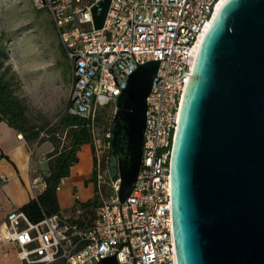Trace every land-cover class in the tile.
<instances>
[{
    "label": "built area",
    "instance_id": "2783aa9c",
    "mask_svg": "<svg viewBox=\"0 0 264 264\" xmlns=\"http://www.w3.org/2000/svg\"><path fill=\"white\" fill-rule=\"evenodd\" d=\"M100 1L33 0L37 9L50 10L72 64L66 111L94 123L102 108L113 106L109 127L95 131L107 151L118 97L140 65L161 61L148 97L142 165L132 194L121 202L122 180L111 179L109 162L97 154L94 175L102 203L91 224L80 208L39 222L12 211L0 223V247L14 244L20 264H99L111 256L117 264H178L173 151L194 49L220 0H111L104 26L96 28L93 9ZM108 186L110 196L104 192ZM46 187L42 174L31 180L36 197Z\"/></svg>",
    "mask_w": 264,
    "mask_h": 264
},
{
    "label": "water",
    "instance_id": "95a60500",
    "mask_svg": "<svg viewBox=\"0 0 264 264\" xmlns=\"http://www.w3.org/2000/svg\"><path fill=\"white\" fill-rule=\"evenodd\" d=\"M110 6L94 7L96 28ZM160 64L140 65L116 101L109 174L122 180L121 202L142 165ZM172 196L178 264H264V0H227L203 39L174 145Z\"/></svg>",
    "mask_w": 264,
    "mask_h": 264
},
{
    "label": "rangeland",
    "instance_id": "374dc122",
    "mask_svg": "<svg viewBox=\"0 0 264 264\" xmlns=\"http://www.w3.org/2000/svg\"><path fill=\"white\" fill-rule=\"evenodd\" d=\"M0 33L8 55L6 65L15 76L18 94L27 105L32 124L42 129L55 124L67 108L73 69L50 10L37 9L33 0H0ZM101 110L111 114L113 106ZM102 144L97 137L93 145L95 159L100 153L103 161L109 162L110 151ZM87 149L82 152L85 160L90 158ZM104 191L106 196L112 194L109 186ZM90 218L83 215L85 223L93 222Z\"/></svg>",
    "mask_w": 264,
    "mask_h": 264
},
{
    "label": "trees",
    "instance_id": "16d2710c",
    "mask_svg": "<svg viewBox=\"0 0 264 264\" xmlns=\"http://www.w3.org/2000/svg\"><path fill=\"white\" fill-rule=\"evenodd\" d=\"M7 57L4 37L0 33V122H9L12 127L23 133L31 146L46 140H51L55 145L54 150L48 155V168L42 169L40 173L47 182L46 189L19 208L31 221L39 222L47 216L61 213L58 189L63 179L70 176L72 167L79 162L78 153L82 146L88 143L94 145L95 131L100 129L104 132L109 127L107 118L110 114L100 112L93 123L85 117L65 111L55 124L47 128L42 129L33 125L27 114V105L18 94L15 76L10 74V68L6 65ZM107 107L109 106L104 108ZM102 121L104 127H101ZM64 136L66 140L62 142ZM6 156L2 154V157ZM99 195L97 189L96 198L88 201L78 200L74 210L80 208L84 215L91 216L90 220H95L97 208L102 203Z\"/></svg>",
    "mask_w": 264,
    "mask_h": 264
},
{
    "label": "crops",
    "instance_id": "0c3cea01",
    "mask_svg": "<svg viewBox=\"0 0 264 264\" xmlns=\"http://www.w3.org/2000/svg\"><path fill=\"white\" fill-rule=\"evenodd\" d=\"M54 148L51 140L32 147L23 133L12 127L9 122H0V223L5 221L12 211L36 197L31 189V180L36 178L42 169L48 168V155ZM85 148L90 152V158L86 160L82 156ZM3 153L7 156L2 157ZM78 154L79 162L72 167L70 176L63 179L58 189L61 213L66 215L75 212L78 200L94 199L97 193L94 179V146L90 143L84 144ZM5 251H9V254L4 255ZM20 263L14 244L7 243L0 247V264Z\"/></svg>",
    "mask_w": 264,
    "mask_h": 264
},
{
    "label": "bare ground",
    "instance_id": "6f19581e",
    "mask_svg": "<svg viewBox=\"0 0 264 264\" xmlns=\"http://www.w3.org/2000/svg\"><path fill=\"white\" fill-rule=\"evenodd\" d=\"M227 0H220V2L218 3L217 7H216V11H215V14L213 16V18L208 22V24L206 25L205 29H204V32L202 33V35L200 36L199 38V41L198 43L196 44L195 46V49H194V65L196 63V59H197V56H198V53H199V49L201 47V44L203 42V39L207 33V31L209 30V28L211 27L218 11L220 10V8L222 7V5L226 2Z\"/></svg>",
    "mask_w": 264,
    "mask_h": 264
}]
</instances>
